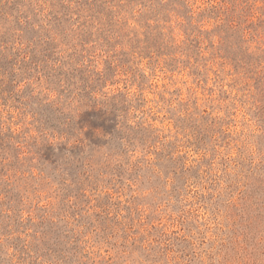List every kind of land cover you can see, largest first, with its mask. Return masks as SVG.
<instances>
[{"label":"rangeland","instance_id":"obj_1","mask_svg":"<svg viewBox=\"0 0 264 264\" xmlns=\"http://www.w3.org/2000/svg\"><path fill=\"white\" fill-rule=\"evenodd\" d=\"M0 264H264V0H0Z\"/></svg>","mask_w":264,"mask_h":264},{"label":"trees","instance_id":"obj_2","mask_svg":"<svg viewBox=\"0 0 264 264\" xmlns=\"http://www.w3.org/2000/svg\"><path fill=\"white\" fill-rule=\"evenodd\" d=\"M90 114V112H88L87 114H85V115H89ZM81 117H83V116H81ZM70 121H71V119H70ZM69 122V121H68ZM85 122H89V124H91V121H90V119H87ZM69 125H71V123H68ZM99 126V125H98ZM91 127H92V129H96L95 127H96V125H94V123L91 125ZM99 128H102V126H100Z\"/></svg>","mask_w":264,"mask_h":264}]
</instances>
